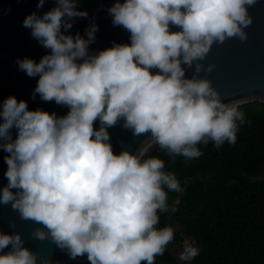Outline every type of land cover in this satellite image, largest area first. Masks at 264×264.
<instances>
[{"label":"clouds","instance_id":"obj_1","mask_svg":"<svg viewBox=\"0 0 264 264\" xmlns=\"http://www.w3.org/2000/svg\"><path fill=\"white\" fill-rule=\"evenodd\" d=\"M256 3L116 0L108 11L113 25L130 33V44L114 43L96 54L88 51L96 24L86 29V38L65 34L75 18L88 15L77 0H56L43 15H27L23 26L50 53L38 63L19 60V68L39 76L33 99L39 94L69 111L57 116L29 110L14 96L0 105V149L8 153L0 204L43 224L47 233L36 230L33 236L50 237L72 259L86 254L90 264H154L175 238L172 227H155L158 210L166 208L164 187L180 191V184L163 171L161 159L144 157L153 143L190 159L202 155L201 142L235 144L242 102L223 103L207 78H186L182 65L203 60L213 43L246 41L248 8ZM43 4L39 0L37 8ZM212 69L210 64L207 71ZM201 70L196 63V73ZM121 120L134 135L150 134L135 154H114L109 143L107 129ZM23 243L19 234L0 233V252L10 246L0 264H37ZM199 252L186 240L179 259L192 261Z\"/></svg>","mask_w":264,"mask_h":264},{"label":"water","instance_id":"obj_2","mask_svg":"<svg viewBox=\"0 0 264 264\" xmlns=\"http://www.w3.org/2000/svg\"><path fill=\"white\" fill-rule=\"evenodd\" d=\"M39 0H0V105L9 97L14 96L17 101L27 102L29 110L41 109L57 116L68 113L67 106L56 104L54 101H43L39 94H35L39 76L29 77L19 68L18 61L30 58L35 62L50 53L42 44L31 35V30L23 26L25 17L33 12L43 15L56 6V0H44L43 7L37 8ZM116 0H77L79 11L88 13L86 18L77 17L72 21V28L65 34L79 33L86 38V29L96 24L98 31L95 40L89 45V53L96 54L101 50L110 48L114 43L130 44V33L123 26H114L112 16L108 9ZM123 3V0H119ZM252 23L245 30L247 40L241 42L239 38L226 39L223 43H213L209 53L203 60L196 61L192 66L182 65L185 77L207 78L211 86L218 93L223 103L242 102L246 104L259 102L264 104V0H257L254 6L248 8ZM172 31H178L177 26H171ZM63 31V29H62ZM199 63L202 70L195 71V64ZM213 65L211 72L207 71ZM158 71V70H152ZM2 122V118H0ZM99 129V122L94 123ZM114 154L128 151L135 154L142 144L149 142L150 134L134 135L131 129L123 126V120L107 129ZM15 138L16 131L12 130ZM154 143L152 144V146ZM151 146V147H152ZM149 152V151H148ZM8 155L0 149V189L8 183L5 176L7 164L4 157ZM15 192V189H12ZM15 223V228L10 223ZM36 230L45 231L46 227L32 220H24L18 211L11 205L0 204V233L19 234L23 246L36 255L37 264H86L90 261L87 255L72 259L67 250L60 249L49 237L39 240L33 236ZM10 251V246L5 248L0 255Z\"/></svg>","mask_w":264,"mask_h":264},{"label":"trees","instance_id":"obj_3","mask_svg":"<svg viewBox=\"0 0 264 264\" xmlns=\"http://www.w3.org/2000/svg\"><path fill=\"white\" fill-rule=\"evenodd\" d=\"M239 110L235 144L201 142L202 155L191 159L154 144L144 157L161 159L180 184V191L164 187L155 227H172L175 238L154 264H264V104ZM186 240L200 249L188 262L179 259Z\"/></svg>","mask_w":264,"mask_h":264}]
</instances>
